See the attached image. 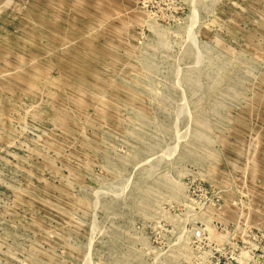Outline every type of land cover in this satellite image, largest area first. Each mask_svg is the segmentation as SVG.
I'll return each instance as SVG.
<instances>
[{
  "label": "rangeland",
  "instance_id": "374dc122",
  "mask_svg": "<svg viewBox=\"0 0 264 264\" xmlns=\"http://www.w3.org/2000/svg\"><path fill=\"white\" fill-rule=\"evenodd\" d=\"M0 264H264V0H0Z\"/></svg>",
  "mask_w": 264,
  "mask_h": 264
}]
</instances>
